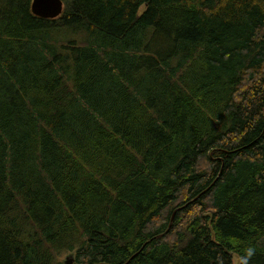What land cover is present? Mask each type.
<instances>
[{"label":"trees","instance_id":"obj_1","mask_svg":"<svg viewBox=\"0 0 264 264\" xmlns=\"http://www.w3.org/2000/svg\"><path fill=\"white\" fill-rule=\"evenodd\" d=\"M31 1L0 0V264H264V0Z\"/></svg>","mask_w":264,"mask_h":264},{"label":"water","instance_id":"obj_2","mask_svg":"<svg viewBox=\"0 0 264 264\" xmlns=\"http://www.w3.org/2000/svg\"><path fill=\"white\" fill-rule=\"evenodd\" d=\"M64 12L63 4L60 0H35L33 13L39 18L56 19Z\"/></svg>","mask_w":264,"mask_h":264},{"label":"bare ground","instance_id":"obj_3","mask_svg":"<svg viewBox=\"0 0 264 264\" xmlns=\"http://www.w3.org/2000/svg\"><path fill=\"white\" fill-rule=\"evenodd\" d=\"M34 1H35V0H32V1H31V12H32V14H33L35 17H38V18H39V16H37V15H35V14L33 13V4H34ZM60 1H61L62 4H63V8L65 9V2H64L63 0H60ZM42 19H43V18H42ZM169 230H170V227H169L167 233L169 232ZM234 257H235V259H236V258L238 259V264H239V263H240L239 258H238L237 256H234ZM74 262H75V254H74V253H68V254H66V255L64 256L63 259H61V263H62V264H73Z\"/></svg>","mask_w":264,"mask_h":264},{"label":"rangeland","instance_id":"obj_4","mask_svg":"<svg viewBox=\"0 0 264 264\" xmlns=\"http://www.w3.org/2000/svg\"><path fill=\"white\" fill-rule=\"evenodd\" d=\"M65 255H66V254H65ZM65 255H62V257H61L60 259H63ZM234 264H238V259H237V258L235 259Z\"/></svg>","mask_w":264,"mask_h":264}]
</instances>
